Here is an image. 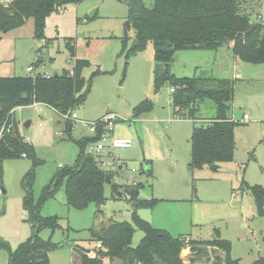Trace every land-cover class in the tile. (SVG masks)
Wrapping results in <instances>:
<instances>
[{
	"label": "rangeland",
	"instance_id": "rangeland-1",
	"mask_svg": "<svg viewBox=\"0 0 264 264\" xmlns=\"http://www.w3.org/2000/svg\"><path fill=\"white\" fill-rule=\"evenodd\" d=\"M142 1L149 8L154 4V0ZM242 6L253 20H264V0H244ZM127 16L125 0H81L50 14L43 38L34 36L33 18L0 36V76L34 74L26 69L37 59L42 61L37 71L46 75L71 72L77 59L90 62L82 69L89 91L86 101L74 109L79 120L75 121L73 138L64 131V119L48 105L37 103L15 111L23 135L34 145L42 163L34 165V159L25 156L3 161L0 241L14 250L34 234L23 207L24 176L35 169L32 191L38 202L54 173L62 166L75 164L77 140L91 135L84 121L112 113L113 130L108 132L105 143L110 145L112 136L132 140L130 147L108 149L101 156L106 162L104 168L114 172L113 181L120 186L119 191L106 184L104 203L92 202L84 209H76L67 204L63 184L43 202L41 215H56L60 223L54 232L49 228L40 231V237L51 238L56 244L49 252L50 264H81L73 247L79 244L94 248L97 241L91 240L92 230L99 233L108 221L132 222L135 208L129 201L128 189L139 183L141 198L159 200L153 207L137 208L140 218L175 237L207 240L218 229L223 239L231 241L233 258L244 263L257 260L264 255V216L258 214L247 184L264 187V63L239 60L231 46L176 53L172 63L176 76L239 75L230 111V116L239 122L235 127L234 160L220 163L218 170L208 166L192 168L193 127L206 125L216 115L215 103L210 99L203 101L198 120L175 117L170 86L155 92L156 71L163 64L154 58L153 43L126 59L125 52L135 44L131 31L127 50L122 53ZM145 99L154 102L153 109L135 117L134 107ZM28 121L31 124L25 127ZM143 236L137 228L132 245L137 246ZM184 249L181 257L185 260L190 252ZM215 255L216 251H210L208 257H200L194 264H212ZM7 261V250L0 249V264ZM112 264L122 262L116 258Z\"/></svg>",
	"mask_w": 264,
	"mask_h": 264
},
{
	"label": "trees",
	"instance_id": "trees-1",
	"mask_svg": "<svg viewBox=\"0 0 264 264\" xmlns=\"http://www.w3.org/2000/svg\"><path fill=\"white\" fill-rule=\"evenodd\" d=\"M81 0H0V36L12 29L21 27L28 19L34 20V36L44 37L47 17L69 3ZM244 0H154L147 7L142 0H125L128 16L124 23L122 53L127 50L129 32L135 34L134 46L125 52V58L145 50L150 42L154 46V58L163 67L156 71L155 92L169 85L174 116L180 119H200V105L206 99L215 103L216 115L206 125H194L191 135L192 168L210 167L218 170L220 163L234 160L236 141L235 127L239 122L230 116L231 103L236 96V78L210 76H183L172 73L175 55L181 50H217L231 46L236 58L241 61L264 63V20H253L250 13L243 10ZM1 38V37H0ZM71 53L75 55L74 47ZM87 59H77L71 72L63 71L54 75L35 74L0 76V174L5 159L32 157L34 165L42 163L36 155L35 147L20 132L15 118V109L35 103H43L62 114H71L83 104L88 95L87 80L82 69L89 65ZM37 59L33 65L40 66ZM90 83V80H88ZM150 99L141 101L134 107V116L153 109ZM63 118V117H62ZM64 119V131L72 137L75 121ZM103 127L97 134L77 140L79 152L72 166H62L53 175L43 190L38 202L34 200L32 186L35 169L24 176L26 194L23 207L34 234L12 249L7 242L0 241V249L8 252L7 264H50L49 252L56 244L40 237L43 228L52 232L60 228L56 215L42 216L43 202L56 194L64 184L67 204L76 209H84L94 202L100 205L105 201V185L112 184L115 192L120 186L114 183V172L100 165L98 156L88 152L89 143L100 139ZM147 170V166H146ZM246 183V182H244ZM142 184L128 189L129 201L135 211L132 222L114 221L105 225L99 233L92 230L91 240L101 242L96 248V256L87 255L89 247L74 245L81 264H112L117 258L122 264H194L197 259L209 256L210 250L223 251V256L215 255L212 264H264V255L251 263H244L231 255L232 243L221 237L215 229L212 238L192 239L184 235L172 236L167 230L154 227L140 218L136 212L140 207H153L158 199H143L140 196ZM254 196L257 212L264 216V187L249 185ZM144 236L137 246L132 245L136 229ZM264 240V233H263ZM190 247L191 256L186 262L181 257L184 248ZM214 251V250H213Z\"/></svg>",
	"mask_w": 264,
	"mask_h": 264
},
{
	"label": "built area",
	"instance_id": "built-area-1",
	"mask_svg": "<svg viewBox=\"0 0 264 264\" xmlns=\"http://www.w3.org/2000/svg\"><path fill=\"white\" fill-rule=\"evenodd\" d=\"M7 1L10 2L11 0H7ZM27 71L31 73L33 72L34 74L37 73L36 66L31 65L27 67ZM170 90L173 91L172 88H170ZM62 117L69 118L74 121L79 120V117L77 116L75 112H72L71 114L69 113L62 114ZM114 120H115V115L112 113L98 120H95V121H86V120L84 121L83 120L84 123L87 125L88 131L90 132L91 135L97 134L100 125L103 127V132L101 134L100 139L97 141L91 142L89 145V152L98 156L99 163L103 167L106 164L105 160L102 159L101 157L104 152L108 151V149L113 150L114 148H117V147H130L132 144V140L130 138L115 137V136H112L110 145H107L105 143V140L108 137V132L113 130ZM57 134L59 135V133ZM109 153H111V151ZM99 247H101V242H97L94 248H89L87 251L88 257L94 258L96 256V248H99Z\"/></svg>",
	"mask_w": 264,
	"mask_h": 264
},
{
	"label": "crops",
	"instance_id": "crops-1",
	"mask_svg": "<svg viewBox=\"0 0 264 264\" xmlns=\"http://www.w3.org/2000/svg\"><path fill=\"white\" fill-rule=\"evenodd\" d=\"M6 2H7V0H6ZM5 2V3H6ZM8 3V2H7ZM42 62V61H41ZM26 71H27V69H26ZM38 72V71H37ZM41 72V71H40ZM18 73H19V71H18ZM239 76L238 75H236V79L238 78ZM35 104H37V103H35ZM18 108H20V107H18ZM18 108H16L15 109V111L18 109ZM20 132L23 134V130H22V128H21V126H20ZM189 238V237H188ZM193 239V238H192ZM184 250H186L187 252L189 251L190 252V247H186ZM209 250L210 251H216V255H220V256H223V251H221V250H218V249H212L211 247H209ZM220 251L221 253L219 254V252L218 251ZM190 256H191V252H190V254H189V256H188V259H185V261L187 260V261H189V258H190Z\"/></svg>",
	"mask_w": 264,
	"mask_h": 264
},
{
	"label": "water",
	"instance_id": "water-1",
	"mask_svg": "<svg viewBox=\"0 0 264 264\" xmlns=\"http://www.w3.org/2000/svg\"><path fill=\"white\" fill-rule=\"evenodd\" d=\"M94 15H95V12H92L91 16H94ZM30 124H31V121H28V122L25 123L24 126H25V127H28ZM145 169H146V167H145ZM111 224H112V221H111V222H109V221L106 222V225H107V226H110Z\"/></svg>",
	"mask_w": 264,
	"mask_h": 264
}]
</instances>
